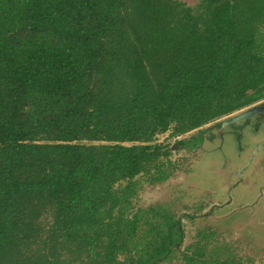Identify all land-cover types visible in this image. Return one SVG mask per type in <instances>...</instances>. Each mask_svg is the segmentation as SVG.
Here are the masks:
<instances>
[{
    "label": "trees",
    "instance_id": "trees-1",
    "mask_svg": "<svg viewBox=\"0 0 264 264\" xmlns=\"http://www.w3.org/2000/svg\"><path fill=\"white\" fill-rule=\"evenodd\" d=\"M263 99L264 0H0V264H242L134 200Z\"/></svg>",
    "mask_w": 264,
    "mask_h": 264
},
{
    "label": "rangeland",
    "instance_id": "rangeland-1",
    "mask_svg": "<svg viewBox=\"0 0 264 264\" xmlns=\"http://www.w3.org/2000/svg\"><path fill=\"white\" fill-rule=\"evenodd\" d=\"M185 1H189V3H191L194 0ZM242 110H245V108ZM240 111H237L221 119H225L227 117L229 118ZM194 132L195 131H192L178 137H171L167 131L156 138V142L158 144H168L170 146L171 151L169 160L175 165L174 172L170 178L161 184L148 183V181L140 178V184L138 185L137 195L134 200V208L159 206L168 209L174 217L178 216L181 219L185 232V238L183 239L180 246L181 250H184L188 245H191L193 242H195L197 238H199L201 231H203L204 234L207 233L212 235H209L210 237H208V240H217L219 242L227 243L229 246L231 245L230 248L232 252L238 256V259L240 257L242 264H264V248H255L261 247L260 245L264 247V237L259 236L262 233H260L255 226L249 228L245 224L241 225L244 220H236L234 214V216L231 215V217H229L225 223H218L211 218V220H205L207 223L206 225H201V221L204 219H200V214H205L206 211L210 212L212 210L213 216L218 218L220 217L221 212L215 210L217 207H213L211 210L209 209L212 204L216 203L215 201H210L211 197L213 200L215 199L214 195L210 196V194L201 193V199L208 203L206 207L201 204V201H199L198 198V194L200 192L199 189H206L207 192L212 191V189L219 191L220 185L222 186L223 184V188L225 190L221 191V193H223L221 196L222 198L227 197L230 187L223 182L224 180H227L228 175H226L223 171L221 172L220 168L222 167L223 161H227L225 158L230 156V150L232 149V146H230L231 149L225 148V150H223L224 159L222 157L223 155L220 153L211 152L208 155L201 157L198 163L194 165L193 169L191 166L193 165V157L195 156L187 153L186 150L188 149H173L172 146L175 141L185 138L187 139L192 134H194ZM199 140L200 135L194 139H191V144H189V146L191 147L197 145ZM219 154L221 156H219ZM162 161L166 162L167 160L162 159ZM210 161L213 163L211 166L212 168H209L208 165V162ZM191 171L192 175L188 176ZM192 186H196L198 190H192ZM247 203L248 201L240 199L233 202V205H231L230 208L236 209L237 207L246 206ZM225 212L227 213L229 211ZM196 214L198 215L197 218H189V216ZM223 217H225V215L221 216V218ZM252 228L255 229V231H253ZM248 229H250L249 232ZM243 232L251 233L250 236H253L254 239L258 241L259 245L257 242L247 238Z\"/></svg>",
    "mask_w": 264,
    "mask_h": 264
},
{
    "label": "flooded vegetation",
    "instance_id": "flooded-vegetation-1",
    "mask_svg": "<svg viewBox=\"0 0 264 264\" xmlns=\"http://www.w3.org/2000/svg\"><path fill=\"white\" fill-rule=\"evenodd\" d=\"M261 106H264V99L246 107L245 110ZM221 120L208 125L203 131L194 133V135H191L193 136L192 138L191 136L187 139L185 138L186 141L190 143L191 139L200 135L199 145L194 150H191L190 146L186 148L182 147V149H188L186 150L187 153L195 156L193 157L194 161L191 166L194 169V165L198 163L201 157L208 155L211 152L220 153L223 155L222 157L224 159L223 150H225V148L231 149L230 146H232L230 156L225 158L227 161L224 160L222 167L220 168L221 172L223 171L226 175H228L227 180H224L223 182L230 187H228L229 190L227 197L222 198L221 196L223 194L221 191L225 190L223 188V184L222 186L220 185L219 191L212 189V191H208V193L206 189H199L200 192L198 194V198L199 201H201V204L204 207L208 204L206 201L201 199V193L210 194V196L214 195V201L216 203L212 204L209 209L211 210L213 207H217L215 210L221 212L220 217L218 218L213 216L212 210L210 212L206 211L205 214H200V219H204L201 221V225H206L207 223L205 220H211V218L212 220L222 224L227 222V219H229L231 215H235L236 220H244L241 225L245 224L249 228L255 226L259 232L262 233L259 236L264 237V178L263 182L260 183V178L264 176V169H260L259 172L258 169L257 172L254 171L256 166L254 165V161L259 162L260 160V163L264 165V114L257 113L233 125H228L223 128H215L214 126ZM220 154L219 156H221ZM212 164L213 163L211 161L208 162L209 168H212ZM244 174L247 178L246 181H243L241 177ZM191 175L192 171L188 174V176ZM237 184H239L238 189L236 188ZM191 188L192 190H198L196 186H192ZM236 190H238V192H236ZM235 192L239 193V195H236ZM239 198H243V200L248 201L247 205L231 209L230 206L233 205V202L240 200ZM211 200H213L212 197ZM225 211L229 212L226 213ZM222 215H225V217L221 218ZM197 217L198 215L196 214L195 218ZM249 231L250 229H248V232ZM253 231H255V229H253ZM202 233L204 232L202 231ZM243 234L250 240L258 243L253 236H250L251 233L243 232ZM260 246L261 247L255 248H264L262 245Z\"/></svg>",
    "mask_w": 264,
    "mask_h": 264
},
{
    "label": "water",
    "instance_id": "water-1",
    "mask_svg": "<svg viewBox=\"0 0 264 264\" xmlns=\"http://www.w3.org/2000/svg\"><path fill=\"white\" fill-rule=\"evenodd\" d=\"M257 113L264 114V106L241 111V112H239L237 114H234V115L230 116L229 118L221 120L214 127L215 128H223V127L228 126V125H233V124H235V123H237V122H239V121H241L243 119H246V118H248L250 116H253V115L257 114Z\"/></svg>",
    "mask_w": 264,
    "mask_h": 264
},
{
    "label": "crops",
    "instance_id": "crops-1",
    "mask_svg": "<svg viewBox=\"0 0 264 264\" xmlns=\"http://www.w3.org/2000/svg\"><path fill=\"white\" fill-rule=\"evenodd\" d=\"M260 162H261L260 160H259V162L254 161V165H256L255 168H254V171H255V172H257V169H258V172L260 171V169H262V168L264 169V165L261 164ZM251 167H252V166H251ZM261 174H262V173H261ZM261 174H260V175H261ZM260 175H258V176H260ZM241 177H242V180H243V181H246V180H247L245 174L242 175ZM190 178H191V177H190ZM263 178H264V176H262V178H260V183L263 182ZM231 184H232V183H231ZM238 185H239V184L236 185V186H237V187H236L237 189H238ZM236 192H238V190H236ZM236 192H235V193H236ZM236 195H239V193H236ZM239 199H240V198H239ZM242 199H243V198H242ZM210 201H214V200H210ZM244 201H246V200H244ZM236 223H237V222H236ZM237 224H238V223H237Z\"/></svg>",
    "mask_w": 264,
    "mask_h": 264
}]
</instances>
